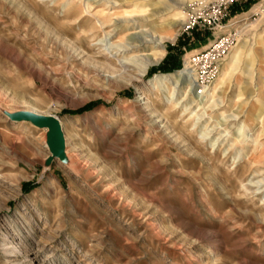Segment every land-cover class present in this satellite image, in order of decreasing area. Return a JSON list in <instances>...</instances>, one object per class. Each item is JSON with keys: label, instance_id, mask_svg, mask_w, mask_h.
<instances>
[{"label": "rangeland", "instance_id": "374dc122", "mask_svg": "<svg viewBox=\"0 0 264 264\" xmlns=\"http://www.w3.org/2000/svg\"><path fill=\"white\" fill-rule=\"evenodd\" d=\"M245 1L213 29L191 25L209 0H0V264H264V0ZM134 31L163 55L120 75L102 38ZM230 32L194 83L187 59ZM169 48L179 67L150 72ZM27 109L59 118L63 159L9 116Z\"/></svg>", "mask_w": 264, "mask_h": 264}, {"label": "bare ground", "instance_id": "6f19581e", "mask_svg": "<svg viewBox=\"0 0 264 264\" xmlns=\"http://www.w3.org/2000/svg\"><path fill=\"white\" fill-rule=\"evenodd\" d=\"M131 35L132 36H130L128 40L124 42H119L118 44L108 43V40L106 39L107 38L106 35L104 36V38H102V40L105 41V43L103 44L105 45V50H107L108 53L110 54L109 58H111V61L113 60L116 61L118 66H120L119 69L120 75L122 73L125 74L126 71H129L130 68L133 69L137 68L138 71L141 74H143L148 69V66L157 63L161 55H163V51L161 49L160 50L152 49V47H155L156 44H160V40L162 39L161 37H158V35L155 34L154 32L134 31L131 33ZM150 43L154 45L151 46V49H150ZM140 51H146V52L140 54ZM128 53L131 55L128 56L127 55ZM120 55H122V57H120ZM208 56L209 54L205 55V53H202L197 57H190L186 61V66L192 68L189 73L193 75L194 77L193 81L196 84H198V79L196 75V73L198 72V67L205 62V58H207ZM182 77L183 74L181 72H175V73H168L167 75H158L155 78L157 79L158 82L161 83L179 82L180 84H182ZM27 110L35 112L37 114L40 113L47 114L42 112L39 113L31 109H27Z\"/></svg>", "mask_w": 264, "mask_h": 264}, {"label": "built area", "instance_id": "2783aa9c", "mask_svg": "<svg viewBox=\"0 0 264 264\" xmlns=\"http://www.w3.org/2000/svg\"><path fill=\"white\" fill-rule=\"evenodd\" d=\"M237 0H209L207 4L202 5L198 8L197 12L194 14L192 18L191 25L197 26V27H210V28H222V27H229V25L233 21L234 16H228V11L230 6L236 2ZM187 27H190L188 25ZM232 38L231 32L221 37L220 39L216 40L214 44L211 45V47L208 48L207 51L202 52L205 53V55L209 56L205 58V62L201 64V66L198 67L199 75H197L198 80L204 79L205 77L202 75V73H205L207 71L209 63L211 62L212 58L216 53H219L222 50H225V46ZM192 56L197 57L200 54ZM203 69V70H202ZM207 73V72H206Z\"/></svg>", "mask_w": 264, "mask_h": 264}, {"label": "water", "instance_id": "95a60500", "mask_svg": "<svg viewBox=\"0 0 264 264\" xmlns=\"http://www.w3.org/2000/svg\"><path fill=\"white\" fill-rule=\"evenodd\" d=\"M9 116L14 120H28L39 128H46L47 146L51 153V158L63 159L65 153L64 136L62 133L61 122L58 117H55L52 114H37L29 110L18 111Z\"/></svg>", "mask_w": 264, "mask_h": 264}, {"label": "trees", "instance_id": "16d2710c", "mask_svg": "<svg viewBox=\"0 0 264 264\" xmlns=\"http://www.w3.org/2000/svg\"><path fill=\"white\" fill-rule=\"evenodd\" d=\"M256 0H247V1H245V3L239 8V9H241V10H245V9H248L249 8V6L252 4V3H254ZM203 36H199L198 38H202ZM182 42H181V40L180 41H178V44H177V46L179 47V45L181 44ZM178 47H177V50H178ZM173 48H169V52L166 54V57L164 58V60L161 62V63H159L158 65H157V67H151V69H150V72L151 71H160V72H167V71H171V70H173L174 68H178L179 66H178V60H177V58H176V55L177 54H174L173 53V50L175 49H173Z\"/></svg>", "mask_w": 264, "mask_h": 264}]
</instances>
